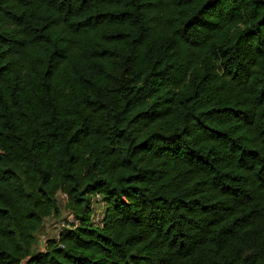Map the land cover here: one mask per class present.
I'll return each mask as SVG.
<instances>
[{"label": "trees", "instance_id": "obj_1", "mask_svg": "<svg viewBox=\"0 0 264 264\" xmlns=\"http://www.w3.org/2000/svg\"><path fill=\"white\" fill-rule=\"evenodd\" d=\"M0 264H264V0H0Z\"/></svg>", "mask_w": 264, "mask_h": 264}, {"label": "rangeland", "instance_id": "obj_2", "mask_svg": "<svg viewBox=\"0 0 264 264\" xmlns=\"http://www.w3.org/2000/svg\"><path fill=\"white\" fill-rule=\"evenodd\" d=\"M57 200H58L59 213L57 215L49 216L44 220L43 227L40 230V232H38V237L44 236V237L49 238V237L55 236L56 231L59 229L61 222L70 221L71 215L68 213L67 209L64 207L66 199L64 198L62 193H59L57 195ZM36 247L38 248L37 244H36Z\"/></svg>", "mask_w": 264, "mask_h": 264}, {"label": "built area", "instance_id": "obj_3", "mask_svg": "<svg viewBox=\"0 0 264 264\" xmlns=\"http://www.w3.org/2000/svg\"><path fill=\"white\" fill-rule=\"evenodd\" d=\"M62 195L64 196V198L66 199V195L64 193H62ZM95 202H94V208L93 211L91 212V216H90V220L91 222H93L94 224L97 225H101V219H102V214H101V206H102V202H101V198L99 195H96L94 198ZM69 213V212H68ZM70 214V213H69ZM71 215V219L69 222H61L59 229L56 231L55 236L52 237H58V234L60 233V231H62L64 228H69L71 226H74L78 223V221L76 219H74V217ZM41 237V238H40ZM40 238V240H39ZM48 237H44V236H37V246L38 249L42 250L45 246V242L46 239ZM50 238V237H49Z\"/></svg>", "mask_w": 264, "mask_h": 264}]
</instances>
